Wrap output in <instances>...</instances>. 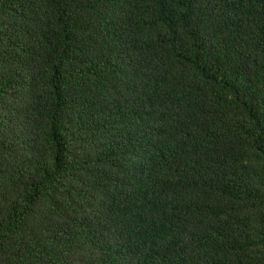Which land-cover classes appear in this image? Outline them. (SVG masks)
I'll return each instance as SVG.
<instances>
[{"label":"trees","instance_id":"1","mask_svg":"<svg viewBox=\"0 0 264 264\" xmlns=\"http://www.w3.org/2000/svg\"><path fill=\"white\" fill-rule=\"evenodd\" d=\"M0 264H264V0H0Z\"/></svg>","mask_w":264,"mask_h":264}]
</instances>
